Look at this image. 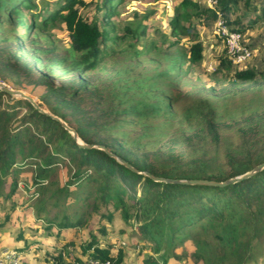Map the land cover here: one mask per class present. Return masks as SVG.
<instances>
[{
	"label": "trees",
	"instance_id": "obj_1",
	"mask_svg": "<svg viewBox=\"0 0 264 264\" xmlns=\"http://www.w3.org/2000/svg\"><path fill=\"white\" fill-rule=\"evenodd\" d=\"M123 1L94 0L99 15L88 19L79 11L85 0H57L41 8L36 0H0V13L8 14L11 25L10 36L1 35L0 28V81L16 89L25 81L43 87L34 100L39 107L70 116L89 131L83 144L103 146L136 170L98 148L81 147L58 121L0 90V234L11 229L16 206L8 212V202L27 168L32 173L28 188H34L27 207L35 223L28 229L13 224L19 252L35 248L36 238H27L33 231L46 241L55 239L46 254L56 264H121L122 243L115 250L100 239L117 215L147 249L140 253L143 264H174L189 254L195 264L264 261V169L225 186L164 181L222 183L264 163V95L249 99L257 102L254 110L201 96L186 102L190 78L204 58L192 20L228 18L240 11L234 23L242 33V19L249 17L250 27L264 21V0H212L215 8L206 0H181L169 21L174 41L163 34L161 42L144 47L148 16L119 28L114 17ZM58 25L68 32L69 50L38 48L39 34ZM19 27L30 31L29 46L16 34ZM20 73L26 80L13 82ZM220 76L232 77V86L264 84V71L256 65L233 71L228 50L212 74ZM208 91L230 98L225 88ZM179 114L184 127L174 131ZM62 120L79 138L78 130ZM85 230L87 239L81 234ZM187 244L194 249L188 251ZM69 248L73 256L64 257ZM20 264L28 263L21 259Z\"/></svg>",
	"mask_w": 264,
	"mask_h": 264
},
{
	"label": "rangeland",
	"instance_id": "obj_2",
	"mask_svg": "<svg viewBox=\"0 0 264 264\" xmlns=\"http://www.w3.org/2000/svg\"><path fill=\"white\" fill-rule=\"evenodd\" d=\"M54 1L57 0H36V3L38 7L41 8L43 3L50 2L49 4L53 5ZM180 1L181 0H124L118 5V16L114 17V21L118 24L119 28H122L129 23H135L139 20H142L144 16H148V19L145 21V24L147 25L146 36L140 43V47H144L151 41L161 42L163 34L169 35L170 41L172 42L174 41V38L170 37L171 27L169 21L174 14L175 6L178 5ZM85 2L87 3L86 6H79L81 15L88 19H93L94 17L98 16L99 13L95 9L94 0H85ZM205 4L211 8L216 7V5L210 4L209 0H206ZM36 11L37 10L34 9V12ZM30 14L31 13L29 10L26 9L24 11L26 23L31 22ZM239 14H241L240 11L237 14L229 15L228 18L222 16L219 17V19L221 22H224V25L227 28L237 29L239 24L234 22L236 21V16H239ZM0 15L1 35L7 34L10 36L11 25L7 19L8 14H4L2 11ZM45 16H48V13H45ZM219 19L203 20L194 18L192 20V24L200 33L201 40L204 44V58L202 63L194 69L193 76L190 78L189 84H191V88L189 87L188 89L189 92L187 96H189V99L186 100V102L195 97L201 96L210 98L214 101H219L220 103L224 102L233 109L245 108V110H254L257 107V102L249 103V99L264 95L263 83L248 87L232 86V77L220 76L219 78L222 82L221 84H217V81L218 83L220 82L219 79L212 77V74L215 72L220 62V57L228 50L225 41H223L217 33V24L220 22ZM248 19L249 17L240 21V25L242 26L241 28H243L241 42L250 50L251 56H249L247 59H244L241 63H233V71L237 69H246L252 65H256L258 66V70L262 72L264 71V21L256 24L253 27H250L248 25ZM227 20L229 21V24ZM16 34L22 36L21 39L27 43V46L30 45V41H28L30 36L32 37L30 31L26 32L25 29L19 27L16 29ZM36 40L38 48L48 50L56 49L58 53H63L70 48V38L63 25L54 26L48 32L40 33ZM182 45L187 48L189 43L186 41V39H184ZM173 52L176 54L177 49H174ZM122 58H125L126 60L127 56H123ZM145 64L149 66L151 65V63L147 61ZM20 67L21 65H17V67L14 66V69H16V71L19 73L18 69H20ZM20 74V77L13 76L12 81L16 82L17 79H22L25 81L26 79L23 78V74ZM198 79L199 81H196ZM0 83L7 85L13 90L24 92L35 101L40 98L44 92L43 87H34L33 85L26 83V81L21 86V88L17 89L12 88V83V85H9L3 81H0ZM213 86H216L217 90L225 88L230 93V98L220 99L218 96L212 94L211 91H208L207 93L205 92L206 90H210V88ZM243 98L248 100L243 101ZM183 105L184 104L182 102L179 103V110H181V106ZM58 115L62 119L66 120L72 127L78 130L80 135L79 141H81V138H86L89 135V131L84 129L70 116H65L61 113H58ZM183 121L184 120L180 115L174 122L172 129L175 131L184 127ZM19 176L18 190L16 191L12 200H10L11 202H8V212L11 211V208L9 207L12 206V204H15L16 206L15 210L12 211L14 212V218L10 223L11 229H7L0 234V264H14L13 262L20 264L21 259L25 260L28 264H56L55 261H53L52 258L50 259V256H47L46 254L47 251L49 253L53 251L50 245L56 243L55 239L50 238L46 241L45 237L39 234L35 235L33 231H30L31 233L27 238L29 241H34V238H36L37 243L34 244L35 248H33L29 253H27V250L24 252H19V248H21V241H15V237H17L18 233L16 234V231L14 234L12 233L13 230H17V226L13 224L20 222L25 226V228H27L33 226L35 223L34 213L27 207L34 200V198H31L34 188H28L32 184V173L26 168L25 171ZM10 180L11 178H9V181ZM3 204L4 203L1 205ZM1 215L2 213L0 216ZM17 217H20L21 220H18ZM2 219L3 217L1 220ZM107 225L109 228L108 234L106 238L100 237V239L105 245L112 244L115 246V250H117L119 244L122 243L124 246L125 255L121 264H143V254L147 253V249H143V245L140 243L138 236L133 233V229L121 221L117 215L114 216L113 221ZM81 234L84 239L88 238V230L83 231ZM58 246L59 248H62L61 244H58ZM193 249V247L187 244L188 251H192ZM74 251L75 250H73V248H69L68 251H66L64 257H67V254L73 256ZM141 252L143 253L142 255H140ZM174 264H195V262L192 256L189 254V256H185L184 259L175 261ZM252 264H264V261L259 259L257 263Z\"/></svg>",
	"mask_w": 264,
	"mask_h": 264
},
{
	"label": "water",
	"instance_id": "obj_3",
	"mask_svg": "<svg viewBox=\"0 0 264 264\" xmlns=\"http://www.w3.org/2000/svg\"><path fill=\"white\" fill-rule=\"evenodd\" d=\"M0 90L10 94L13 97H17V98H20V99L28 100L40 113L45 114V115L53 118L54 120L58 121L72 135L73 139L76 140L81 147L98 148V149L106 152L109 156L115 158L122 165L126 166L127 168H129V169H131L133 171H136L135 169L130 167L126 162L122 161L117 156L109 153L103 146H100V145H85V144H83L81 141H79L78 135H77L76 131L73 128L68 126V124L66 122H64L60 117H58L56 115H53L52 113H50V112L42 109L41 107H39L36 104V102L34 101V99L29 97L24 92L13 90V89L9 88L7 85L1 84V83H0ZM262 169H264V163L259 165V166H256L253 170H251L250 172H248V173H246V174H244L242 176L227 180V181L222 182V183H218V182H214V181H205V180H164V181L173 182V183H184V184H202V185H213V186H225L227 184L235 183V182H237V181H239V180H241L243 178L250 177V176H252L253 174H255L256 172H258V171H260ZM146 175L150 176L153 180H156V181H162L163 180V179L155 178V177H153V176H151L149 174H146Z\"/></svg>",
	"mask_w": 264,
	"mask_h": 264
},
{
	"label": "built area",
	"instance_id": "obj_4",
	"mask_svg": "<svg viewBox=\"0 0 264 264\" xmlns=\"http://www.w3.org/2000/svg\"><path fill=\"white\" fill-rule=\"evenodd\" d=\"M210 4L216 5V2L209 0ZM215 8V7H213ZM219 24H217V33L219 37L225 41L233 63H241L244 59L251 56L250 50L245 47L242 42V33L238 29H229L221 22L219 19ZM16 264V262H13ZM89 264H100L98 261L91 260ZM110 264V263H107Z\"/></svg>",
	"mask_w": 264,
	"mask_h": 264
}]
</instances>
